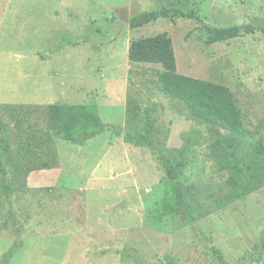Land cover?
<instances>
[{
  "label": "rangeland",
  "instance_id": "obj_1",
  "mask_svg": "<svg viewBox=\"0 0 264 264\" xmlns=\"http://www.w3.org/2000/svg\"><path fill=\"white\" fill-rule=\"evenodd\" d=\"M161 7L193 11L131 29ZM251 26L208 44L203 25ZM264 0H0V264H264ZM167 33L177 72L227 86L241 134L194 118L127 58L132 40ZM96 103L115 129L80 143L53 134L51 106ZM149 130L152 146L124 134ZM182 150L183 212L158 210V154ZM158 153V154H157Z\"/></svg>",
  "mask_w": 264,
  "mask_h": 264
},
{
  "label": "trees",
  "instance_id": "obj_2",
  "mask_svg": "<svg viewBox=\"0 0 264 264\" xmlns=\"http://www.w3.org/2000/svg\"><path fill=\"white\" fill-rule=\"evenodd\" d=\"M175 15L200 21L193 11L182 12L161 7L159 10L132 14L129 17L128 24L131 29H136L156 22L159 19H166ZM202 28L208 44L234 39L241 30L245 32L252 31L251 26L216 28L204 24ZM261 33L264 36V29L261 30ZM127 58L133 63L160 65L161 72L158 75V82L162 91L170 98L181 101L194 118L226 130L229 133H242V116L232 91L227 86L178 73L173 42L167 33L163 32L154 36L132 40L128 46ZM49 110L53 113L49 124H51L53 134L57 138L72 143H80L95 137L105 130L115 129L118 134H121L119 129L101 120L98 115L97 105L94 102L87 105H69L64 103L61 106H51ZM124 139L126 141H135L139 145L152 146L149 130L146 129L126 132ZM253 151L256 158L261 159L264 164V145L256 143L253 145ZM182 152V150H179L171 157L165 153H157L168 180L161 207L158 210L172 215H179L188 220H194L195 216L193 214L186 215L183 212L185 199L178 185L177 170ZM0 173L3 176L1 189L5 195H8L9 185L5 183L4 179L6 171L1 152ZM262 248L264 249V245ZM15 249L16 243L5 254L3 264H7ZM219 264L227 263L219 257Z\"/></svg>",
  "mask_w": 264,
  "mask_h": 264
}]
</instances>
